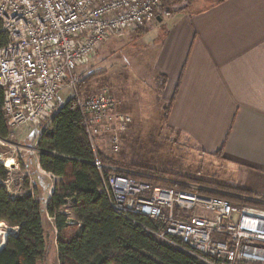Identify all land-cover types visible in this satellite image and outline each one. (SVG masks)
<instances>
[{
  "label": "built area",
  "instance_id": "1",
  "mask_svg": "<svg viewBox=\"0 0 264 264\" xmlns=\"http://www.w3.org/2000/svg\"><path fill=\"white\" fill-rule=\"evenodd\" d=\"M161 2L0 0V86L8 127L49 125L60 108L63 84L71 81L75 87V70L112 35L155 22ZM71 98L81 108L96 165L109 170L103 186L116 213L163 216L167 227L155 235L205 264H264L263 207L240 194L207 193L195 183L181 189L155 186L101 163L98 138L106 140L111 153H118L130 117L114 112L117 100L108 91L87 97L75 91Z\"/></svg>",
  "mask_w": 264,
  "mask_h": 264
},
{
  "label": "trees",
  "instance_id": "2",
  "mask_svg": "<svg viewBox=\"0 0 264 264\" xmlns=\"http://www.w3.org/2000/svg\"><path fill=\"white\" fill-rule=\"evenodd\" d=\"M181 1L185 2L183 6L172 8L174 2ZM194 1L162 0L161 4L166 6V13H176L187 9ZM88 77L80 80V90L93 75ZM180 83L181 79L165 107L164 123L168 121ZM2 105L0 86V138L6 139L10 128ZM40 131L27 163L21 164L29 170V175L23 178V185L28 189L26 193L15 196L9 192L3 184L9 172L0 163V225L11 228L5 246L0 249V264L45 263L52 239L56 242L60 264H205L155 235L154 232L167 227L163 216L156 219L140 214L122 216L111 208L103 186V175L109 170L103 168L101 171L95 163V150L76 98L61 103L50 124ZM214 156L222 157V153ZM97 157L106 165L120 164L101 150ZM139 168L171 179L157 180L132 174L155 186L186 188L176 183L180 178L178 174L141 166L136 169ZM40 170L53 174L60 181L49 182L50 178L43 176ZM48 192L49 197L46 196ZM242 192L264 199L263 194ZM246 202L264 208L263 203ZM175 213L181 217L180 208H176ZM53 229L57 231L55 238L54 232L51 233Z\"/></svg>",
  "mask_w": 264,
  "mask_h": 264
},
{
  "label": "crops",
  "instance_id": "3",
  "mask_svg": "<svg viewBox=\"0 0 264 264\" xmlns=\"http://www.w3.org/2000/svg\"><path fill=\"white\" fill-rule=\"evenodd\" d=\"M145 29H150L152 86L142 88L135 81L137 90L157 107L163 99L170 102L181 79L166 127L207 155L221 152L220 160L233 164L246 179L240 186L260 194L264 0H195L181 12L158 16L156 22L132 31ZM116 109L121 110L120 105Z\"/></svg>",
  "mask_w": 264,
  "mask_h": 264
},
{
  "label": "rangeland",
  "instance_id": "4",
  "mask_svg": "<svg viewBox=\"0 0 264 264\" xmlns=\"http://www.w3.org/2000/svg\"><path fill=\"white\" fill-rule=\"evenodd\" d=\"M184 4L183 1L174 2L172 8H178ZM166 9V6L161 4L158 10V14L163 18L169 14L166 13ZM132 30L135 29H126L121 34L112 35L88 63L75 70L73 75L75 87L74 83L70 84L71 81L63 84L58 94L59 105L70 99L75 91L83 97L108 91L116 98L117 105H120L123 111L120 112L121 110L115 108L114 112L130 115L132 120L120 134L121 149L118 153H111L104 138L97 140L99 150L120 162L114 165L119 170L122 169L126 173L139 177L170 181L171 179L167 180L169 178L162 175H152L136 168L141 166L167 171L178 174L180 178L176 180V183L179 182L178 184L183 186L195 183L210 194L219 193L229 197L232 193H236L250 198L249 200L253 202L258 201L264 204V199L242 192V190H248L240 186L246 184V179L239 176L238 171L231 166L233 164L225 163L218 156L203 153L188 139L166 127L164 110L168 104L167 100H161L160 105L157 103L158 108L153 107L148 104L145 94L137 90L135 81H138L142 88L148 84L152 86V82L148 80L151 78L149 75L150 46H147L150 29L141 32ZM92 75L90 81L80 90V80ZM46 125L45 123L22 125L10 129L8 138H0V163L4 164L9 172V178L3 184L12 195L17 196L28 191L23 185V178L29 175V170L22 168L21 164L27 163L28 156L33 151L32 144L40 134V130L48 126ZM40 172L43 176L50 178L48 180L53 184L54 181H60L57 177H49V174L43 170ZM50 192L46 196L49 197ZM263 192L264 189H261L260 194L264 195ZM10 232L11 228L4 224L0 225V246ZM56 232V229L51 232L54 238ZM48 249L49 257L42 264H60L55 240L52 239Z\"/></svg>",
  "mask_w": 264,
  "mask_h": 264
},
{
  "label": "water",
  "instance_id": "5",
  "mask_svg": "<svg viewBox=\"0 0 264 264\" xmlns=\"http://www.w3.org/2000/svg\"><path fill=\"white\" fill-rule=\"evenodd\" d=\"M7 236H8V234H7ZM7 236H6V239H7ZM6 239H5V240H4V242L2 243V245H1L0 249H2V248L5 246Z\"/></svg>",
  "mask_w": 264,
  "mask_h": 264
}]
</instances>
